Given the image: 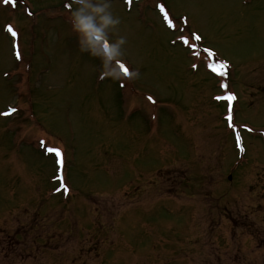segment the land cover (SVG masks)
<instances>
[{"label":"rangeland","instance_id":"374dc122","mask_svg":"<svg viewBox=\"0 0 264 264\" xmlns=\"http://www.w3.org/2000/svg\"><path fill=\"white\" fill-rule=\"evenodd\" d=\"M158 1L169 6L175 31L165 26ZM108 2L110 8L100 14L85 9L81 15L91 17L95 35L108 45L125 38L111 59L108 47L100 49V38L73 30L74 0H0V246L6 245L3 237L31 220L40 224L26 226L31 238L47 225L56 226V218L63 220V231L69 218L94 223L93 211L106 195L122 203L114 227L100 216L89 230L109 241L81 259V242L49 238L51 247L60 242V248L46 264L50 259L51 264H82L87 258L85 264H264V141L256 138L258 132L239 129L248 156L229 181L237 152L220 115L225 104L217 99L222 90L223 96L235 92L236 129L237 122L264 129V0H145L129 10L123 0ZM105 14L119 17V24L101 27L99 16ZM8 25L19 34V58ZM183 34L189 43L177 39ZM207 50L226 63L223 71L231 83L219 86L222 90L213 85L222 75L202 57ZM114 59L129 66L125 88L122 72L112 73ZM105 68L111 73L100 77ZM9 106L19 110L4 117ZM42 141L63 146L68 187L55 183L53 197L44 201L37 192L48 189L54 166L36 149ZM158 167L177 172L175 179L187 169L209 173L213 183L186 178L169 184L172 193H161L141 176ZM16 217L20 222H13ZM83 232L74 237L81 241ZM22 260L0 248V264Z\"/></svg>","mask_w":264,"mask_h":264},{"label":"clouds","instance_id":"9594fccd","mask_svg":"<svg viewBox=\"0 0 264 264\" xmlns=\"http://www.w3.org/2000/svg\"><path fill=\"white\" fill-rule=\"evenodd\" d=\"M74 3L76 7L73 8L70 13L73 30H76L84 35H88L89 37L97 34L98 29L93 27V25L91 24V17L81 15V13L85 9H89L93 14H100L101 12L104 11V9L110 8V3L108 2V0L102 5H93L91 2H88V0H74ZM99 19L102 22L101 27L115 26L120 22L119 17H113L112 14H105L103 16H99ZM104 38L107 39V34L105 35ZM124 42H125V38L119 37L116 42H114L111 45L109 44V56L106 57L111 59L114 56L118 55L119 51L117 52L116 50L120 49V46L124 44ZM81 51H83L82 48ZM135 74L138 75V73Z\"/></svg>","mask_w":264,"mask_h":264},{"label":"snow or ice","instance_id":"6c2138e0","mask_svg":"<svg viewBox=\"0 0 264 264\" xmlns=\"http://www.w3.org/2000/svg\"><path fill=\"white\" fill-rule=\"evenodd\" d=\"M9 2H11V3L14 4V3H15V0H4V3H9ZM127 2L130 4V3H131V0H127ZM69 7H70V5H69ZM157 7H159L160 11L163 13V19H164L165 22L169 25V27H174L175 25H174V23H173V20L169 17L168 12L165 10V6H164L163 4H159V5H157ZM7 28H8V31L11 33V35H12L13 37H15V36L18 34V33L16 32V30L14 29V26H12V25H8ZM180 39L183 40V42H184L185 44L189 43L188 39L185 38V37H181ZM195 39L199 40V39H201V37H200L199 35H196V36H195ZM17 56H19V52H17ZM117 63H120V62L117 61ZM120 67H121L122 71H124L126 74L128 73L129 70H128V68H127L125 65L121 64ZM225 67H226V64H225L224 62H221V63H219V64H212V65H210V68H211L214 72H218V73L221 74V75L226 74V73L223 71V70L225 69ZM222 86H223V87H227L226 84H225V85H222ZM148 99H149L150 101L153 100V98H152L151 96H149ZM217 99H225L226 101H232V100H235L236 97H235L234 94H232V93H228L225 97H217ZM15 111H16L15 108H11V109L9 110V112L4 113V115H9V114H11L12 112H15ZM227 119H228V121H229V126L231 127V126H232V121H233L231 105H229V115H228ZM240 139H241V138H240L239 134L237 133L236 140H237V143H238V144L240 143ZM48 151H49V152H52V153L55 154V156L58 158V159H57V163H59V164H62V163H63V153H62V150H61V149H59V148H49ZM61 187H62L65 191L68 190V189H67V186H66L65 184H62ZM57 191H59V189H57Z\"/></svg>","mask_w":264,"mask_h":264}]
</instances>
